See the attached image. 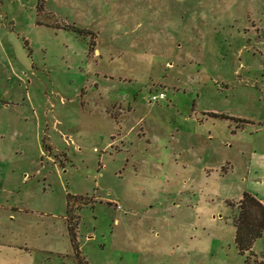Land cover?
<instances>
[{
    "label": "rangeland",
    "instance_id": "374dc122",
    "mask_svg": "<svg viewBox=\"0 0 264 264\" xmlns=\"http://www.w3.org/2000/svg\"><path fill=\"white\" fill-rule=\"evenodd\" d=\"M245 192L264 0H0V264H264Z\"/></svg>",
    "mask_w": 264,
    "mask_h": 264
},
{
    "label": "trees",
    "instance_id": "16d2710c",
    "mask_svg": "<svg viewBox=\"0 0 264 264\" xmlns=\"http://www.w3.org/2000/svg\"><path fill=\"white\" fill-rule=\"evenodd\" d=\"M74 29L80 32L95 34L91 30L81 29L74 26ZM94 44V40L93 43ZM214 114V113H213ZM216 116L225 117L224 114H214ZM239 212L235 218L234 224L236 227V244L239 251L243 254L253 250L255 241L262 237L264 232V203L250 192H245L243 197L238 202ZM72 208L68 209V225L71 241L76 250L78 261L80 264H87V261L82 259L78 242L77 220L72 216ZM250 259V256H248Z\"/></svg>",
    "mask_w": 264,
    "mask_h": 264
},
{
    "label": "built area",
    "instance_id": "2783aa9c",
    "mask_svg": "<svg viewBox=\"0 0 264 264\" xmlns=\"http://www.w3.org/2000/svg\"><path fill=\"white\" fill-rule=\"evenodd\" d=\"M165 97V93L164 92H160V94L157 96V95H154L153 96V99H161V98H164Z\"/></svg>",
    "mask_w": 264,
    "mask_h": 264
},
{
    "label": "crops",
    "instance_id": "0c3cea01",
    "mask_svg": "<svg viewBox=\"0 0 264 264\" xmlns=\"http://www.w3.org/2000/svg\"><path fill=\"white\" fill-rule=\"evenodd\" d=\"M68 228H69V225H68Z\"/></svg>",
    "mask_w": 264,
    "mask_h": 264
}]
</instances>
